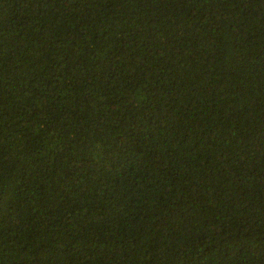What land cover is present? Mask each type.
Listing matches in <instances>:
<instances>
[{"label":"trees","instance_id":"obj_1","mask_svg":"<svg viewBox=\"0 0 264 264\" xmlns=\"http://www.w3.org/2000/svg\"><path fill=\"white\" fill-rule=\"evenodd\" d=\"M0 264H264V0H0Z\"/></svg>","mask_w":264,"mask_h":264}]
</instances>
